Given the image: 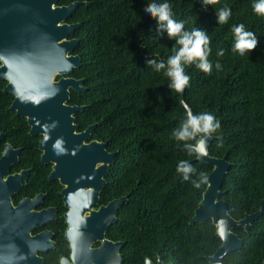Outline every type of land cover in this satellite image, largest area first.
I'll use <instances>...</instances> for the list:
<instances>
[{
  "label": "trees",
  "instance_id": "16d2710c",
  "mask_svg": "<svg viewBox=\"0 0 264 264\" xmlns=\"http://www.w3.org/2000/svg\"><path fill=\"white\" fill-rule=\"evenodd\" d=\"M72 1L85 2L67 20L79 23L73 37L79 40L75 53L82 63L71 74L84 79L85 90H71L68 103L84 105L75 115L77 130L96 124L92 139L105 141L107 150L116 152L101 197L127 195L118 220L109 228L124 241V264H144L145 257L154 263L159 258L164 264H207V256L220 245L215 227L210 220L189 222L211 166L196 160L197 154L183 147L185 141L170 135L187 113L181 91L167 86L163 69L156 71L146 63L166 62L180 47L175 37L170 39L157 28L154 17L143 14L158 0H58V4ZM168 2L173 19L183 21L189 31L200 28L209 37L207 59L212 66L204 72L194 61L184 65L189 80L183 99L192 114L210 112L219 121L209 154L231 164L220 199L232 217L243 218L257 211L264 199V15L252 10L254 0H214L203 6L200 0ZM224 6L230 15L220 24L216 10ZM236 24L256 35V45L244 55L232 50ZM220 48L224 51L218 56ZM5 84L0 78V132L30 138L34 143L30 147L39 154L40 136L29 135L25 118L9 109L13 97L3 90ZM180 160L193 166L188 179L176 171ZM234 232L243 245L229 252L223 263L263 264L264 212L250 232L242 228Z\"/></svg>",
  "mask_w": 264,
  "mask_h": 264
},
{
  "label": "water",
  "instance_id": "95a60500",
  "mask_svg": "<svg viewBox=\"0 0 264 264\" xmlns=\"http://www.w3.org/2000/svg\"><path fill=\"white\" fill-rule=\"evenodd\" d=\"M84 3L72 1L60 5L58 0H0V78L6 81L3 90L13 97L9 109L25 118L31 136H40L41 161L51 164L49 178L58 179L62 186V201L67 209L65 237L70 247L79 250L96 239L101 240L98 250L87 249L91 257L85 264H110V252L119 249L122 243L105 240L104 231L116 220V211L127 195L114 198L97 210L93 206L99 202L116 152L108 151L105 141L92 139L96 124L77 130L75 115L84 110V105L68 103L71 90H85L84 79L71 74L82 63L80 55L75 53L79 40L73 37L79 23L67 22ZM183 92L184 89L180 101L187 113H192L184 102ZM200 135L203 134H196ZM211 140L209 135L206 152L196 155V160L211 166V170L189 223L211 221L220 245L207 256V264H224L223 258L243 245L234 229L250 232L253 221L264 212V199L257 211L246 213L243 218L230 215L228 205L220 196L231 164L224 157L209 154ZM7 149H10L8 145L0 159V264H9L11 260L16 264L18 255L31 258L36 250L46 249L47 240L44 233L31 236L36 222L29 210L21 212V206H12L9 177L2 176L11 163L5 158ZM122 262L123 256L119 253L113 264ZM144 264L164 263L158 258L156 263L146 259Z\"/></svg>",
  "mask_w": 264,
  "mask_h": 264
},
{
  "label": "flooded vegetation",
  "instance_id": "af4514ba",
  "mask_svg": "<svg viewBox=\"0 0 264 264\" xmlns=\"http://www.w3.org/2000/svg\"><path fill=\"white\" fill-rule=\"evenodd\" d=\"M0 134V159L4 154L6 145L10 147L5 153V158L11 163L2 176L3 179L9 177L8 188L12 190L10 197L12 206H21V208L18 207L21 212L29 210L36 222L30 231L31 236L44 233L47 240L46 249L36 250L31 258L20 254L17 256L18 261L16 264H30V262L31 264H74L76 261L79 264H85L87 259L91 257L87 249L98 250L102 241L96 239L91 242L90 246L85 245L79 250L78 248L73 250L70 247V242L65 237L66 223L64 213L67 209L62 201V186L58 179L49 178L51 164L41 161V153L37 154L35 148L30 147L34 144L30 141V138L22 139L17 134L14 137L2 132ZM113 199L102 198L100 192L99 202L93 206V210L106 206ZM120 207L121 205L116 211V220L110 223L104 231L105 240L113 243H122L119 249L110 252L112 256L110 264L116 261L119 253L123 256L122 264H124L125 259L124 241L109 233L111 225L118 220ZM146 259L149 258L145 257L144 262ZM9 264H12V260Z\"/></svg>",
  "mask_w": 264,
  "mask_h": 264
},
{
  "label": "clouds",
  "instance_id": "9594fccd",
  "mask_svg": "<svg viewBox=\"0 0 264 264\" xmlns=\"http://www.w3.org/2000/svg\"><path fill=\"white\" fill-rule=\"evenodd\" d=\"M201 5H210L214 0H200ZM252 10L264 15V0H254ZM143 14L149 18H155L157 28L163 29L168 38L175 37V42L180 45L174 53L167 57L166 62L163 60L150 59L146 63L152 65L156 71L164 70V75L169 78L168 87L177 92L181 91L187 84L189 76L184 72V65L190 62H195V66L204 72H208L211 68V62L207 59L210 51L208 46V35L204 30L193 27L190 31L183 27L184 22L173 19L168 0H158L148 4L143 9ZM230 15V8L227 6L220 7L216 10L217 23H224ZM235 36L232 44V50L238 55H244L245 49H252L256 43V35L244 28L243 24L232 26ZM159 35V32H157ZM224 49L217 50V55H221ZM198 58V59H197ZM216 67L220 64L217 61ZM219 127V121L214 119L210 112H200L196 114L186 113L185 118L181 120L178 127L171 130L170 135L178 141H185L183 147L190 154H203L206 152V139ZM202 133L199 137L196 134ZM195 140V143L189 141ZM193 166L186 160H180L177 164L176 171L182 173L183 179H188V174L192 172ZM205 177L201 174L200 179ZM193 185L197 186V182L193 181Z\"/></svg>",
  "mask_w": 264,
  "mask_h": 264
}]
</instances>
